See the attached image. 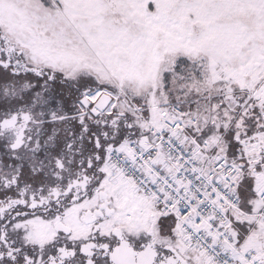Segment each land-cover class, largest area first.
Wrapping results in <instances>:
<instances>
[{"label": "snow or ice", "instance_id": "obj_1", "mask_svg": "<svg viewBox=\"0 0 264 264\" xmlns=\"http://www.w3.org/2000/svg\"><path fill=\"white\" fill-rule=\"evenodd\" d=\"M0 264H264V0H0Z\"/></svg>", "mask_w": 264, "mask_h": 264}]
</instances>
